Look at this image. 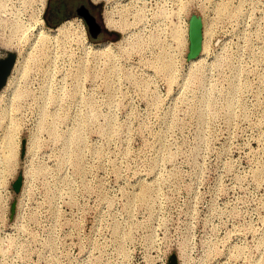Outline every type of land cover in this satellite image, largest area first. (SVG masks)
I'll list each match as a JSON object with an SVG mask.
<instances>
[{"label":"rangeland","instance_id":"obj_1","mask_svg":"<svg viewBox=\"0 0 264 264\" xmlns=\"http://www.w3.org/2000/svg\"><path fill=\"white\" fill-rule=\"evenodd\" d=\"M89 1L102 23L132 4L146 17L108 41L73 11L46 24V0H0V56L15 53L0 264H264V0ZM190 12L201 42L186 57ZM173 24L184 42L161 71L148 32L164 41ZM106 43L111 58L92 50Z\"/></svg>","mask_w":264,"mask_h":264},{"label":"bare ground","instance_id":"obj_2","mask_svg":"<svg viewBox=\"0 0 264 264\" xmlns=\"http://www.w3.org/2000/svg\"><path fill=\"white\" fill-rule=\"evenodd\" d=\"M137 1V0H136ZM131 3H133V2H131ZM136 3V2H135ZM145 5V4H144ZM133 6V7H132ZM132 6L131 7H127L126 9H125V13L123 14V16H122V18H120L119 20L117 19V20H114V18H113V16H112V11H107V13L105 14V16H104V22H105V25L107 26V27H114V28H122L123 30L125 29V27L126 26H128V24H133L134 25V23L136 24V23H138L139 21V23H141V20H142V18H144V17H146V16H144L143 17V9H145V8H141L140 6H135V4H132ZM159 7V6H158ZM163 8H165V7H163ZM157 9H159V8H157ZM155 10H156V8H155ZM153 11V10H152ZM166 11L168 12V10L166 9ZM166 11H164V12H162V14H160L161 16L162 15H164V13L166 12ZM154 12V11H153ZM160 11H158V13H159ZM146 13V12H145ZM157 13V14H158ZM121 14H122V12H121ZM120 14V15H121ZM153 14V13H152ZM152 14H151V16H152ZM167 14V13H166ZM168 14H169V12H168ZM131 16V18L132 19H128L127 20V18H128V16ZM145 15V14H144ZM160 15H157V16H159L160 17ZM154 18H155V12H154ZM156 16V17H157ZM166 16V15H165ZM169 17H170V15H168ZM167 17V16H166ZM161 18V17H160ZM164 18V17H163ZM171 18H173V16L171 17ZM146 20H144V21H147V18H145ZM156 19V18H155ZM162 19V18H161ZM160 19V20H161ZM164 19H166V18H164ZM129 20H132V21H129ZM157 20V19H156ZM163 20V19H162ZM165 21V20H164ZM160 22V21H159ZM162 22V21H161ZM170 22H173V20L172 21H170ZM158 23V22H157ZM166 23V22H165ZM142 24H143V20H142ZM169 24V23H168ZM132 25V26H133ZM137 25V24H136ZM163 25H164V22H163ZM162 25V26H163ZM165 25H167V24H165ZM177 25V24H176ZM180 25V24H179ZM131 26V27H132ZM137 26H139V25H137ZM152 26V25H151ZM153 26H154V24H153ZM161 25H159V28H161L160 27ZM171 26H174V27H172V31H171V38H172V40H174V41H181V43H183L184 42V37H183V35H184V32H185V28L183 27V28H176V26L173 24V25H170L169 27H171ZM156 27V26H155ZM165 27V26H164ZM178 27V26H177ZM127 28V27H126ZM137 28V27H136ZM142 28H143V26H142ZM152 28V27H151ZM139 29H141V26L139 27ZM146 29V28H145ZM155 29H157V27L155 28ZM169 29V28H168ZM128 30V29H127ZM133 30V29H132ZM150 30H152V29H150ZM158 30V29H157ZM157 30H156V32H157ZM180 30V31H179ZM129 31H130V33H131V29H129ZM134 31V30H133ZM137 31H139V30H137ZM144 31V30H143ZM142 31V32H143ZM160 31H161V29H160ZM163 31V30H162ZM168 31V30H167ZM166 31V29H165V31H163V32H167ZM170 31V30H169ZM128 32V31H127ZM141 32V31H140ZM145 32V31H144ZM143 32V34H145ZM146 32H148V31H146ZM153 32H154V29H153ZM207 32H209V28H206L205 29V33L207 34ZM43 33V30L42 29H39L38 30V35L39 34H42ZM133 33V32H132ZM148 33H150V35L149 36H151V37H149L150 39L153 37V40H154V42H155V40H156V42H155V44L157 43V45H158V50L156 51V53H155V57H156V62H154V65L156 66L155 68H157L158 67V70H163V71H170L171 69H173L172 68V66H173V59H171V56L169 55V54H167V52H166V49H165V47H164V44H163V42L165 41V40H167V39H165L163 42L161 41V40H163V39H161L160 40V38L159 37H157V36H159L158 34H157V36L155 35V33L153 34L152 32H148ZM158 33V32H157ZM129 34V33H128ZM128 34H126L125 33V31H124V35H128ZM134 34V33H133ZM135 34H137V33H135ZM134 34V35H135ZM169 34V33H168ZM130 35V34H129ZM145 35H147V34H145ZM164 35H165V33H164ZM169 35V36H170ZM131 36V35H130ZM130 36H125V39L128 41V44L127 45H129V48H131V46L133 47V48H135L136 50L138 49V47H139V43L138 42H140L141 40L140 39H142L141 37H139L138 38V40H140V41H138L137 43H136V39H137V37H135L132 41H130ZM148 36V35H147ZM157 37V38H156ZM163 37V36H162ZM129 38V39H128ZM131 38H133V37H131ZM143 38L145 39V37H144V35H143ZM144 39H142V40H144ZM147 39H148V37H147ZM149 40V39H148ZM150 41H152V40H150ZM160 41L162 42V43H160ZM183 41V42H182ZM144 42V41H143ZM176 42V43H177ZM142 43V42H141ZM178 43H180V42H178ZM136 44L138 45L137 47H136ZM142 46V45H141ZM205 46H206V43L204 42V44H203V47L205 48ZM124 48H126V47H124ZM132 48V49H133ZM91 49V48H90ZM131 49V50H132ZM134 49V50H135ZM92 50H93V52L94 53H97V51H104L103 52V55H106V56H114L115 54L113 53V48L111 47V45H109V43H106V44H101V45H99V46H94V47H92ZM127 50V49H126ZM15 58V57H14ZM111 58V57H110ZM13 64H14V60H13ZM13 64H12V66H13ZM119 65V64H118ZM11 66V67H12ZM160 68V69H159ZM161 70V71H162ZM4 144H3V148H4ZM4 153H5V151H4ZM2 161H0V163H1Z\"/></svg>","mask_w":264,"mask_h":264},{"label":"water","instance_id":"obj_3","mask_svg":"<svg viewBox=\"0 0 264 264\" xmlns=\"http://www.w3.org/2000/svg\"><path fill=\"white\" fill-rule=\"evenodd\" d=\"M186 57L194 56L200 49L201 42V20L200 16L190 12L186 20ZM15 53L11 50H7L2 56H0V88L5 83L6 77L13 64ZM22 152V148L20 150ZM19 185V177L17 176L11 183L13 190H16ZM166 264H176L175 254L169 253L167 255Z\"/></svg>","mask_w":264,"mask_h":264},{"label":"flooded vegetation","instance_id":"obj_4","mask_svg":"<svg viewBox=\"0 0 264 264\" xmlns=\"http://www.w3.org/2000/svg\"><path fill=\"white\" fill-rule=\"evenodd\" d=\"M79 13L85 24L87 34L90 38L105 37L111 41L119 37L120 32L114 27H107L100 21L98 15V5L91 3L89 0H72L67 3V7L61 11L62 15H70L72 13Z\"/></svg>","mask_w":264,"mask_h":264},{"label":"trees","instance_id":"obj_5","mask_svg":"<svg viewBox=\"0 0 264 264\" xmlns=\"http://www.w3.org/2000/svg\"><path fill=\"white\" fill-rule=\"evenodd\" d=\"M72 0H46L42 17L46 24H54L58 15H62L61 11L67 7V3Z\"/></svg>","mask_w":264,"mask_h":264},{"label":"built area","instance_id":"obj_6","mask_svg":"<svg viewBox=\"0 0 264 264\" xmlns=\"http://www.w3.org/2000/svg\"><path fill=\"white\" fill-rule=\"evenodd\" d=\"M162 35H164V32L162 33ZM166 36H167V40L165 41V43L162 41L164 43V47L166 49V45H167V49L172 48L174 46V42H173L172 38L169 37V35L166 34ZM162 42L160 41V43H162ZM173 49H175V48H173ZM166 263H167V255L164 256V259L160 260L158 264H166Z\"/></svg>","mask_w":264,"mask_h":264}]
</instances>
